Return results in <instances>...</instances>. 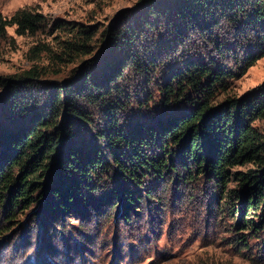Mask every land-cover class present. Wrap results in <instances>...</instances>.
Wrapping results in <instances>:
<instances>
[{
	"label": "trees",
	"instance_id": "trees-1",
	"mask_svg": "<svg viewBox=\"0 0 264 264\" xmlns=\"http://www.w3.org/2000/svg\"><path fill=\"white\" fill-rule=\"evenodd\" d=\"M225 23L237 30L242 42L226 43L228 36L223 35L218 45H226L225 51L234 55L241 46L247 56L246 70L251 68L264 57V0H146L140 9L127 12L100 34L102 47L97 60L102 68L94 75L87 69L91 63H86L80 85L42 84L46 72L37 67L0 81L6 89L0 97L3 229L17 220V211L35 206L47 193L61 210L68 211L75 194L80 195L84 188L94 190L90 180L99 174V166L107 163L100 142L112 156L119 182L133 187L115 189L113 197L108 195L110 201L122 197L129 207L138 208L144 196L153 200L155 196L144 183L152 175L158 182L168 176L166 186L208 178L220 198L230 200L233 212L240 208L243 230L258 237L264 229V131L256 124L264 121V84L241 98L215 104L220 91H227L233 73L221 64L213 70L211 62L191 61L185 71L171 73L162 88L160 104L169 111L179 108L175 114L158 118L157 124H153V117L140 114L137 120L143 124L128 132L106 100L107 95L121 92L126 72L147 76L157 54L169 56L173 44L194 34L217 40L213 31ZM11 26H17L22 35L45 29L47 20L28 11L18 12L10 21L0 14V46ZM59 28L69 29L67 24ZM72 30L75 36L63 43L64 55L94 52L98 31L90 26ZM97 108L106 115L110 128L93 135L90 132L84 141L81 138L86 131L79 129L95 124L92 110ZM93 138L95 147L90 143ZM155 143L159 153L150 156L147 149ZM90 145L93 148L88 155L85 148ZM171 146L179 147L177 161L169 153ZM246 165L252 169L235 171ZM52 172L56 181L50 185ZM233 182L236 189L228 187ZM115 203L114 208L119 204ZM255 216L258 224L252 218ZM241 242L242 249L248 248L245 238Z\"/></svg>",
	"mask_w": 264,
	"mask_h": 264
},
{
	"label": "rangeland",
	"instance_id": "rangeland-1",
	"mask_svg": "<svg viewBox=\"0 0 264 264\" xmlns=\"http://www.w3.org/2000/svg\"><path fill=\"white\" fill-rule=\"evenodd\" d=\"M145 1L0 0V14L8 21L20 11L39 14L47 20L45 29L28 30L22 35L18 34L17 26L7 28L0 46V81L14 79L37 67L46 72L42 84L80 85L86 63H91L87 69L94 75L102 68L97 60L102 47H99L100 34L127 12L140 9ZM61 24L62 27L67 24L69 29L59 28ZM79 26L98 31L93 39L94 52L67 57L63 43L75 36L72 29ZM213 34H217V40L207 36L201 39L194 34L173 44L169 56L157 54L147 76L139 71L125 73L128 78L121 82V92L115 91L106 99L120 117L123 130L132 131L142 125L137 120L140 114L153 117V124H157L158 118L175 114L179 108L172 107L169 111L160 104L162 88L171 73L185 71L191 61L211 62L213 70L221 64L233 73L234 77L227 81V91H220L215 104L241 98L264 84V57L246 70L247 56L241 46L234 55L225 51L226 45H218L223 35L228 36L226 43L241 45L236 29L225 23ZM5 91L0 86V97ZM128 97H132L131 101ZM92 115L95 124L79 129L86 131L80 136L84 141L91 133L110 128L102 110L93 109ZM256 126L264 131V121ZM90 143L94 146V138ZM92 145L85 148L88 155ZM99 146L106 151L107 163L101 164L99 174L90 180L95 189L84 188L80 195L75 194V201L67 205L68 211L61 210L58 201L52 200L48 193L39 199V204L17 211V220L7 223V229H3L4 212L0 211V264H264V229H260L258 237L243 230L240 208L233 212L230 200L221 199L208 178L188 184L170 182L166 186L168 176L158 182L152 175L144 183L155 196L153 200L144 196L138 208L129 207L122 197L110 201L108 195L113 197L115 189L133 187L119 182L110 152L100 142ZM150 146L147 149L150 156L159 153L156 143ZM178 151L177 146L169 148L176 161ZM250 169L252 166L246 165L235 171L245 173ZM48 181L50 185L55 183L53 172ZM228 187L236 189L237 183ZM115 202L119 203L116 208ZM252 218L258 224L259 218ZM243 238L248 248L242 249Z\"/></svg>",
	"mask_w": 264,
	"mask_h": 264
}]
</instances>
